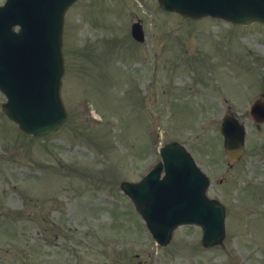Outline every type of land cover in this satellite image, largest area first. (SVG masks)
Segmentation results:
<instances>
[{
    "label": "rangeland",
    "instance_id": "1",
    "mask_svg": "<svg viewBox=\"0 0 264 264\" xmlns=\"http://www.w3.org/2000/svg\"><path fill=\"white\" fill-rule=\"evenodd\" d=\"M63 49L61 129L27 136L0 108V264H264V122L250 116L264 101V24L183 18L157 0H79ZM228 112L246 130L231 166L219 132ZM170 141L226 208L222 246L203 248L196 226L157 246L119 189Z\"/></svg>",
    "mask_w": 264,
    "mask_h": 264
},
{
    "label": "water",
    "instance_id": "2",
    "mask_svg": "<svg viewBox=\"0 0 264 264\" xmlns=\"http://www.w3.org/2000/svg\"><path fill=\"white\" fill-rule=\"evenodd\" d=\"M76 0H6L0 7V91L6 96L3 112L26 134L44 136L66 122L60 97L64 73L62 48L63 14ZM160 8L185 17L210 16L236 24H264V0H158ZM14 26L19 31L14 32ZM136 26V25H134ZM133 26L132 34L142 40ZM253 107L257 122L264 110ZM221 133L230 161L242 154L244 130L232 115L223 120ZM163 164L137 184L123 183L137 212L153 238L168 244L180 225L202 229L201 244L208 248L224 239L225 210L206 197L207 178L186 150L171 143L161 149ZM164 167L165 176L159 180Z\"/></svg>",
    "mask_w": 264,
    "mask_h": 264
}]
</instances>
